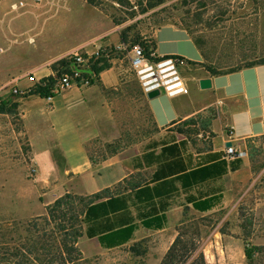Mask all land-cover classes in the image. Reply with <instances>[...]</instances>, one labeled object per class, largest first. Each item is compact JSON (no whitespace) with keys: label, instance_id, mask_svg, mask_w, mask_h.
Instances as JSON below:
<instances>
[{"label":"rangeland","instance_id":"1","mask_svg":"<svg viewBox=\"0 0 264 264\" xmlns=\"http://www.w3.org/2000/svg\"><path fill=\"white\" fill-rule=\"evenodd\" d=\"M93 1L94 4L89 0H0V96L13 87L26 90L23 76L28 73L21 76L26 69L60 56L78 43L86 42L96 52L126 48L129 43H119L123 29L130 39L134 35L153 38V32L165 24L188 28L218 65L264 57V0ZM157 1L161 3L150 6ZM20 2L24 5L20 6ZM28 27L33 29L25 32ZM30 35L32 40L28 39ZM115 62L122 83L119 93H111L110 101L124 142L131 143L153 127L130 63L122 59ZM46 101L33 99L21 106L34 144L33 161L20 108L17 114L0 113V264H45L54 258L61 238L57 232L59 219L46 223V206L69 187L86 192L108 181L109 176L103 172L95 176L91 186H70L61 175L58 167L63 166V154L49 150L51 130H46L43 112L48 108ZM245 147L254 171V180L245 190L248 201L240 204L238 217L224 221L219 230L225 232L231 223L240 224V232L233 235H239L244 244L257 246L252 264H264V136L249 139ZM101 149V144L93 143L89 151ZM72 205L74 210L82 207L77 200ZM219 219L216 214H191L185 223L176 226L173 234L183 233L184 242L197 243L211 235ZM159 239L155 233L147 235L141 243L147 251L140 255L130 249L136 241L101 249L91 239L78 238L80 259L74 264H161L167 250L156 244ZM162 251L165 253L161 258Z\"/></svg>","mask_w":264,"mask_h":264},{"label":"crops","instance_id":"2","mask_svg":"<svg viewBox=\"0 0 264 264\" xmlns=\"http://www.w3.org/2000/svg\"><path fill=\"white\" fill-rule=\"evenodd\" d=\"M31 29L33 28L28 27L25 32ZM28 37L32 40L31 35ZM152 37L156 42L155 52L159 55H178L186 60L202 61L199 49L182 27L165 24L158 27ZM85 44L86 42L78 43L68 51L84 46L87 54H95L94 47ZM68 51L44 61L41 65L26 69L21 76L32 73L33 80L26 79L23 87H29L35 81L51 75L52 70L49 64L64 56ZM181 73L188 86L187 94L174 97L159 94L149 99L139 84L153 124L152 131L97 164L91 163L88 156L94 140L111 142L120 138L122 132L112 102L102 90V86L108 89H117L120 86L119 74L114 66L100 73V84L75 85L49 99L36 95L21 99L19 111L23 132L29 143L31 159L33 161L34 144L21 106L24 102L33 99L47 100L48 108L43 109V112L47 118L46 130H51V134H48L51 136L49 140L52 143H50L49 150L63 154V166L58 167V170L70 186L78 183L91 186L95 176H100L103 172L109 176L107 183L91 187L86 192H76L71 187L66 191V193L71 191L79 196H90L106 188L110 190L119 188L120 191L127 190L126 193H128L131 185L136 187L147 183L150 186L154 185L155 182H151V179L157 168L156 163L143 167L133 165L134 158L141 157L149 150L147 148L149 144L158 153L164 144L177 143L178 163L184 165L185 170L188 171L199 162L202 164L213 162V159L208 157L220 151L224 152L226 142L231 140L230 142L239 151L245 152V155L241 157L242 162L239 168L228 169L220 177L192 181L186 186L181 180H175L173 183L175 191H172L169 197H155L154 199V205L157 208L161 201L167 202L164 211L166 215L164 227L150 229L136 220L137 228L133 232L132 239L127 243L142 241L147 235L155 233L160 236L156 244H161L166 251L174 241L176 235L173 232H177L176 226L185 223L188 215L216 214L220 218L219 222L210 231L211 235L197 241L198 250L203 251L209 264H247L244 243L239 235H233V233L240 232L241 225L231 223L230 227L225 228V232L220 231L219 227L224 221L238 217L240 204L248 201L245 190L254 180V171L251 159L247 157L245 142L264 136V64L244 67L226 74L211 75L203 67L186 63L181 68ZM203 77L211 79L210 88H200L198 80ZM230 128L232 135L228 137L227 133ZM39 131L42 134L40 128ZM181 140L186 141L185 145L180 143ZM47 142L48 140H45L48 145ZM213 158L216 157L213 156ZM175 171L182 172V169ZM211 196L218 197L212 208L200 211L193 207L191 200L199 201ZM140 209L144 210L142 206ZM130 210L135 216V208L130 207ZM170 216L173 218L172 221ZM165 236L167 241L164 244ZM82 237L88 238L83 235L79 237V240ZM88 239L100 245L97 237ZM121 246L113 248L101 246V249H114ZM164 253V251L161 252V258Z\"/></svg>","mask_w":264,"mask_h":264},{"label":"trees","instance_id":"3","mask_svg":"<svg viewBox=\"0 0 264 264\" xmlns=\"http://www.w3.org/2000/svg\"><path fill=\"white\" fill-rule=\"evenodd\" d=\"M89 1L94 4L93 0ZM158 3H161V1H157L150 6L157 5ZM142 11H145V9H142ZM182 28L191 36L188 28ZM191 38L201 53L202 61L182 58L186 63L203 67L211 75L226 74L244 67L264 64V57L254 58L250 61L230 66H227V64H214L210 60V56L205 52L201 42L195 37L191 36ZM119 43L121 45L129 43V45L123 49L112 47L109 51L92 55L83 51V56L87 60L85 64L77 63L72 56H62L52 61L49 64L52 70L51 75L39 79L23 92L15 93L10 91L8 94L0 96V113L17 114L21 99H25L30 95H36L45 99L54 97L57 93L53 92L52 86L55 78L61 73L67 72L74 76L79 86L82 84H100V73L113 66L115 67V60L122 59L130 63L128 51L133 45H140L146 56H149L151 52L156 50V42L153 38L134 35L129 39L126 29L120 32ZM119 82L120 84L122 83V76L120 74ZM118 89L119 87L117 89H108L102 86V90L109 100L111 93H119ZM140 94L143 97L141 91ZM209 111L212 110L209 109ZM94 143L101 144L103 149L89 151L88 156L93 164L106 160L116 154L122 147L130 144L124 142L122 132L120 138L111 142H102L96 139ZM180 143L185 145L186 141L181 140ZM147 148L149 150L144 152L141 157L134 158L133 165L134 167H143L156 163L157 168L151 179V182H155L154 185L150 186L148 183L139 187L131 185L128 193H126L127 190L120 191L119 188L114 190L106 188L85 197L67 192L58 197L52 205L46 206L47 213L44 220L46 223H50L52 220L59 219L57 232L61 238L58 239L59 244L57 245L56 256L49 259L45 264H74L78 261L80 259V251L76 243L78 238L83 235L88 238L97 237L102 247L113 248L124 245L132 239L133 232L138 225L136 220H139L141 225L146 228H163L166 223L164 211L166 210L167 202L160 200L161 203L157 208L154 205V199L155 197H169L172 191H175V186H173L175 180H181L182 184L186 186L190 185L192 181H203L209 178L220 177L228 169L235 170L239 168L242 162L241 157L226 160L223 158L224 152L220 151L208 157L212 158L213 162H207L206 164L199 162L187 171L184 165L178 163L177 143L164 144L158 153L151 147V144ZM213 156L216 158H213ZM180 168L182 172L175 171ZM217 199V196H211L199 201H191L195 209L206 211L215 205ZM74 200H77L82 205L79 210H74L72 205ZM141 206L144 210L140 209ZM130 207L135 208V216L132 215ZM183 235V233H178L172 244L168 247L161 264H208L203 251L198 250L199 245L194 243L193 240L189 243L184 242L182 239ZM142 241L135 242L130 246L133 253L145 255L147 248L142 247ZM257 249V246L244 244V255L247 264H252L254 253ZM73 254L75 255L73 256Z\"/></svg>","mask_w":264,"mask_h":264},{"label":"built area","instance_id":"4","mask_svg":"<svg viewBox=\"0 0 264 264\" xmlns=\"http://www.w3.org/2000/svg\"><path fill=\"white\" fill-rule=\"evenodd\" d=\"M19 5L23 6L24 4L20 2ZM13 7L16 8L18 6L17 4H13ZM83 51H85L84 46L75 47L64 56H72L77 63L85 64L87 60L83 56ZM97 53L99 52H95V54ZM128 56L136 79L145 95L152 90H158L160 94H165L170 97L188 93V86L181 73V68L186 64V61L181 56L159 55L155 51L151 52L149 56H146L143 48L138 44L131 47L128 51ZM23 77L27 80H33L32 73H28ZM75 85H77V82L74 76L64 72L55 78L52 90L54 93H59ZM12 91L17 93L25 90H18L16 87H13ZM227 134L228 137H231V128L228 130ZM228 141L230 142L231 140ZM244 155L245 152L239 151L232 143L230 146L224 147L223 158L226 160H231L234 157H243Z\"/></svg>","mask_w":264,"mask_h":264},{"label":"water","instance_id":"5","mask_svg":"<svg viewBox=\"0 0 264 264\" xmlns=\"http://www.w3.org/2000/svg\"><path fill=\"white\" fill-rule=\"evenodd\" d=\"M198 84L200 88L207 89L211 87V79L209 77H203L198 80ZM160 92L158 90H152L146 94L147 98H153L155 96H158ZM231 142H226L225 146H230Z\"/></svg>","mask_w":264,"mask_h":264}]
</instances>
